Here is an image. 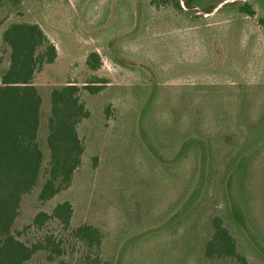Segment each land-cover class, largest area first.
<instances>
[{"label": "rangeland", "instance_id": "obj_1", "mask_svg": "<svg viewBox=\"0 0 264 264\" xmlns=\"http://www.w3.org/2000/svg\"><path fill=\"white\" fill-rule=\"evenodd\" d=\"M180 1L9 0L0 8V56L13 22L38 24L57 49L35 81L45 164L53 89L77 85L90 112L78 128L84 154L71 187L41 207L70 202L71 226L31 231L28 212L16 225L27 244L61 243V255L49 248L29 264H264V0ZM245 3L255 16L239 10ZM93 82L95 94L86 88ZM188 139L209 149L203 180L198 149L180 154ZM25 207L33 212L34 198ZM214 217L242 258H207ZM84 225L101 232V251L74 235Z\"/></svg>", "mask_w": 264, "mask_h": 264}, {"label": "trees", "instance_id": "obj_2", "mask_svg": "<svg viewBox=\"0 0 264 264\" xmlns=\"http://www.w3.org/2000/svg\"><path fill=\"white\" fill-rule=\"evenodd\" d=\"M7 1L0 0V8ZM151 2L157 7L181 8L180 0ZM239 10L247 16H255L253 7L247 3ZM260 22L264 27V19ZM2 41L5 48L0 56V264H29L38 253L49 248L54 255H61V243L49 236L44 242L27 244L16 234V225L24 212H28L32 221L26 229L31 231H43L55 221L64 224V230L71 226L74 210L70 202L58 203L49 213L41 207L71 187L84 154L78 128L90 117V112L79 98L77 85L70 82L53 89L47 123L50 160L45 164V152L39 141L44 100L35 81L47 65L55 63L57 49L38 24L27 22L10 23L2 32ZM99 64L98 55H91L89 67L96 70ZM95 83L98 82L86 86L94 94L100 89ZM192 149H198L203 156L200 168L203 180L210 162L209 149L199 139H188L183 142L180 154ZM233 177L226 181V190ZM31 198L35 200L33 212L25 207ZM240 216L235 211L236 224H240ZM212 227V238L206 246L207 258H242L224 220L214 217ZM73 232L88 247L101 251L103 237L98 229L84 225Z\"/></svg>", "mask_w": 264, "mask_h": 264}]
</instances>
